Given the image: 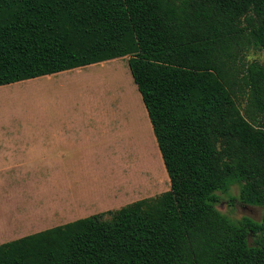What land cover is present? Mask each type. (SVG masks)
Returning a JSON list of instances; mask_svg holds the SVG:
<instances>
[{
  "label": "trees",
  "instance_id": "obj_1",
  "mask_svg": "<svg viewBox=\"0 0 264 264\" xmlns=\"http://www.w3.org/2000/svg\"><path fill=\"white\" fill-rule=\"evenodd\" d=\"M264 0H0V86L127 58L170 189L0 245V264H264ZM250 238L252 242L250 243Z\"/></svg>",
  "mask_w": 264,
  "mask_h": 264
},
{
  "label": "crops",
  "instance_id": "obj_2",
  "mask_svg": "<svg viewBox=\"0 0 264 264\" xmlns=\"http://www.w3.org/2000/svg\"><path fill=\"white\" fill-rule=\"evenodd\" d=\"M89 66L54 75L73 77ZM4 89L0 86V95L9 96ZM5 102H0V245L38 233L42 220L45 224L60 220L44 230L72 223L77 218L74 214L84 212L87 204L86 194L79 189L75 192L70 180L87 177L89 172L96 176L97 164L113 161L116 152L113 126L103 123L104 117L113 114L111 105L108 110L102 105L72 113L41 107L32 113L25 108L10 109ZM24 115L33 116L34 123L22 121ZM113 197L106 203H115L118 194ZM107 211L113 210L102 213Z\"/></svg>",
  "mask_w": 264,
  "mask_h": 264
},
{
  "label": "rangeland",
  "instance_id": "obj_3",
  "mask_svg": "<svg viewBox=\"0 0 264 264\" xmlns=\"http://www.w3.org/2000/svg\"><path fill=\"white\" fill-rule=\"evenodd\" d=\"M127 60L122 58L89 66L73 77L54 75L56 77L49 79L41 77L14 84L15 86H4L9 96L0 95V102L5 100V105H9L10 109L25 108L32 113L33 109L41 107L72 113L73 110L100 109L102 105L108 110V106H112V116L108 114L104 117L103 123H111L114 129V160L97 164L96 176L89 172L87 177L70 180L75 192L79 189L86 194L84 201L87 204L85 211L76 212L74 216L77 218L70 222L121 208L138 200L155 198L170 189L151 125L133 83ZM246 60L262 63L264 54L250 50ZM32 117L24 115L22 121L33 124ZM0 122H3L2 118ZM102 141L105 142V137ZM117 144L120 146V154L117 153ZM108 155V150H105L106 159L109 158ZM117 194L115 203H106V199L115 198L113 196ZM238 194L239 187L236 185L227 194L217 193V211L233 222L244 218L262 222L264 209L240 203ZM100 208L107 209L99 210ZM55 223H60V220L53 222ZM53 224H45L42 220L41 226L36 230L42 231L54 226ZM261 238L264 239V235Z\"/></svg>",
  "mask_w": 264,
  "mask_h": 264
}]
</instances>
